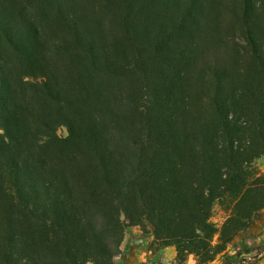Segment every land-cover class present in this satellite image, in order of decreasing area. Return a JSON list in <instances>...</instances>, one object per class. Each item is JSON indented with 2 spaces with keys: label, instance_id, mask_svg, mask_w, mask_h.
Here are the masks:
<instances>
[{
  "label": "trees",
  "instance_id": "trees-1",
  "mask_svg": "<svg viewBox=\"0 0 264 264\" xmlns=\"http://www.w3.org/2000/svg\"><path fill=\"white\" fill-rule=\"evenodd\" d=\"M262 157L264 0H0V264L237 262Z\"/></svg>",
  "mask_w": 264,
  "mask_h": 264
},
{
  "label": "crops",
  "instance_id": "crops-1",
  "mask_svg": "<svg viewBox=\"0 0 264 264\" xmlns=\"http://www.w3.org/2000/svg\"><path fill=\"white\" fill-rule=\"evenodd\" d=\"M263 246L264 220L257 222L254 227L246 231L242 237H239L237 242L231 245L229 252L232 253L240 250L239 255H243V253H247L249 249L253 250ZM244 247L249 249L243 250ZM122 250L121 259L123 264H175V247L167 246L164 248H156L153 236L143 233L139 227L130 228L127 238L122 245ZM225 257V255L218 256L210 264H232L227 263ZM254 257H257V262L255 264H264V251H259ZM242 261L239 263H242ZM188 263L195 264L193 256H190Z\"/></svg>",
  "mask_w": 264,
  "mask_h": 264
},
{
  "label": "rangeland",
  "instance_id": "rangeland-1",
  "mask_svg": "<svg viewBox=\"0 0 264 264\" xmlns=\"http://www.w3.org/2000/svg\"><path fill=\"white\" fill-rule=\"evenodd\" d=\"M256 164L258 165V167L262 170H264V157L260 158L259 160H257ZM133 228V227H132ZM259 251H264V246L263 247H259L256 249H249V251L247 253H243V255H239V259L237 262H234L232 264H255L257 262V257H254V255H256ZM245 256V258H244ZM242 261V263H239L240 261Z\"/></svg>",
  "mask_w": 264,
  "mask_h": 264
}]
</instances>
